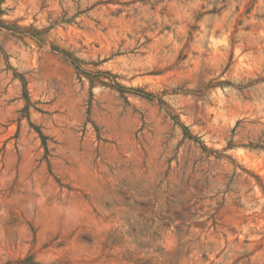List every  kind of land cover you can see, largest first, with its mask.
Returning <instances> with one entry per match:
<instances>
[{
  "label": "rangeland",
  "instance_id": "374dc122",
  "mask_svg": "<svg viewBox=\"0 0 264 264\" xmlns=\"http://www.w3.org/2000/svg\"><path fill=\"white\" fill-rule=\"evenodd\" d=\"M0 264H264V0H0Z\"/></svg>",
  "mask_w": 264,
  "mask_h": 264
}]
</instances>
